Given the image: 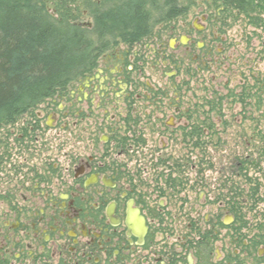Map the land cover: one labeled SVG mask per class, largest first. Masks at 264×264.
Returning <instances> with one entry per match:
<instances>
[{"label": "flooded vegetation", "instance_id": "1", "mask_svg": "<svg viewBox=\"0 0 264 264\" xmlns=\"http://www.w3.org/2000/svg\"><path fill=\"white\" fill-rule=\"evenodd\" d=\"M213 21L117 41L0 130V264H264V67Z\"/></svg>", "mask_w": 264, "mask_h": 264}, {"label": "trees", "instance_id": "2", "mask_svg": "<svg viewBox=\"0 0 264 264\" xmlns=\"http://www.w3.org/2000/svg\"><path fill=\"white\" fill-rule=\"evenodd\" d=\"M210 1L222 17L236 11L264 27V0ZM147 3L128 0L102 12L93 0H0V130L95 70L117 41L148 37ZM184 6L166 0V18L182 15ZM81 8L94 15L92 28L79 24Z\"/></svg>", "mask_w": 264, "mask_h": 264}, {"label": "rangeland", "instance_id": "3", "mask_svg": "<svg viewBox=\"0 0 264 264\" xmlns=\"http://www.w3.org/2000/svg\"><path fill=\"white\" fill-rule=\"evenodd\" d=\"M96 5L101 7L100 11L108 12L112 7L119 5L120 2L128 0H93ZM151 3L146 5V10L150 12L149 20L151 29L166 18L169 9L165 8L166 0H147ZM205 3H208L206 6ZM213 3L210 0H185V11L181 16L197 18L205 15L211 20H215V28L218 31V50L223 47L226 56L234 53L237 58L249 55L250 58L264 67V27L255 26V21L249 16L236 11H231L230 18L222 17L217 10L214 11ZM83 15L79 24L83 27L93 25L94 15L80 11ZM225 18L226 20H223ZM208 36V34H207ZM116 47V46H115ZM143 49V48H142ZM264 132V131H263ZM262 131H259L260 140L264 138Z\"/></svg>", "mask_w": 264, "mask_h": 264}, {"label": "bare ground", "instance_id": "4", "mask_svg": "<svg viewBox=\"0 0 264 264\" xmlns=\"http://www.w3.org/2000/svg\"><path fill=\"white\" fill-rule=\"evenodd\" d=\"M181 16V15H180ZM93 27V25H91V28ZM151 29V28H150ZM145 38H143V40H144ZM142 41V40H141ZM34 110H30V111H27L26 113H29V112H33ZM26 113H25V115H26ZM24 116V115H23ZM22 116H20V118H21Z\"/></svg>", "mask_w": 264, "mask_h": 264}, {"label": "water", "instance_id": "5", "mask_svg": "<svg viewBox=\"0 0 264 264\" xmlns=\"http://www.w3.org/2000/svg\"><path fill=\"white\" fill-rule=\"evenodd\" d=\"M88 26H91V25H88Z\"/></svg>", "mask_w": 264, "mask_h": 264}]
</instances>
